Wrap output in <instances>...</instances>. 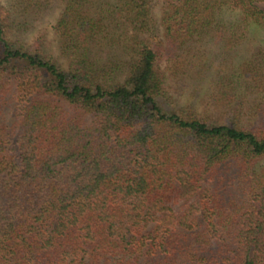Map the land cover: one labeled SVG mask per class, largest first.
Instances as JSON below:
<instances>
[{"label":"trees","instance_id":"obj_1","mask_svg":"<svg viewBox=\"0 0 264 264\" xmlns=\"http://www.w3.org/2000/svg\"><path fill=\"white\" fill-rule=\"evenodd\" d=\"M256 30L264 0H0V264H264L263 46L217 114L170 94Z\"/></svg>","mask_w":264,"mask_h":264},{"label":"rangeland","instance_id":"obj_2","mask_svg":"<svg viewBox=\"0 0 264 264\" xmlns=\"http://www.w3.org/2000/svg\"><path fill=\"white\" fill-rule=\"evenodd\" d=\"M59 11L60 8H57L46 13L43 17L32 20V26L26 35L27 43L30 44L35 38L45 36L52 52L56 53V36L53 26L56 23ZM258 46L264 48V30L253 31L244 45L229 58L222 57L218 46L209 45L204 62L196 66L193 77L186 76L183 78L184 81L181 83L180 89L177 90L178 86L175 87L176 82L174 80L176 79H171L173 89L170 94L174 95V99L181 104L194 105L199 111L208 110L211 115L217 114V109L213 105L210 95L213 93L212 86L219 79L218 73L226 67H232L234 62L238 64L239 59L250 57ZM202 69L203 72H200Z\"/></svg>","mask_w":264,"mask_h":264}]
</instances>
